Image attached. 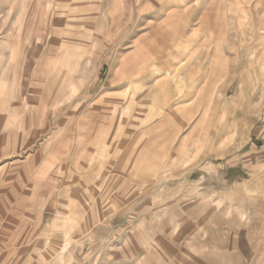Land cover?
<instances>
[{
    "label": "rangeland",
    "instance_id": "obj_1",
    "mask_svg": "<svg viewBox=\"0 0 264 264\" xmlns=\"http://www.w3.org/2000/svg\"><path fill=\"white\" fill-rule=\"evenodd\" d=\"M0 264H264V0H0Z\"/></svg>",
    "mask_w": 264,
    "mask_h": 264
}]
</instances>
